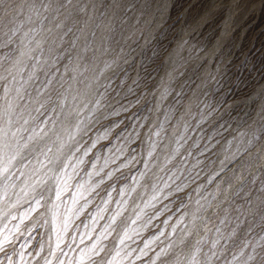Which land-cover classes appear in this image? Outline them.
Segmentation results:
<instances>
[{"label": "rangeland", "instance_id": "obj_1", "mask_svg": "<svg viewBox=\"0 0 264 264\" xmlns=\"http://www.w3.org/2000/svg\"><path fill=\"white\" fill-rule=\"evenodd\" d=\"M64 2L0 0V264H255L264 1Z\"/></svg>", "mask_w": 264, "mask_h": 264}, {"label": "snow or ice", "instance_id": "obj_2", "mask_svg": "<svg viewBox=\"0 0 264 264\" xmlns=\"http://www.w3.org/2000/svg\"><path fill=\"white\" fill-rule=\"evenodd\" d=\"M52 3H53V0H47V2H44V0H42L41 8L43 9V11H48L52 7ZM70 4H72V0H65V2L63 4L59 5V7H66L67 5H70ZM84 10L85 9L83 7H81L80 11H84ZM58 27H59V25H58ZM5 35H7V33H5ZM130 38L131 37H129V39ZM105 51H107V49H105ZM121 51H123V49H121ZM153 55H156V53H153ZM125 62H127V61H125ZM113 63H115V61H113ZM111 67H112L111 63L105 64L106 69H110ZM173 78H175V77H173ZM0 79L6 80L7 77H0ZM6 91H7V89H6ZM40 106L43 107V104H41ZM37 110H39V109H37ZM11 122H12L11 118H9L7 123L10 124ZM25 123H27V121H25ZM8 135H9V132L6 130V128L0 127V159H3L4 150L11 147V145L7 141ZM11 135L15 136L16 134L13 132V133H11ZM29 139H34V137H29ZM26 146L27 145H25V147ZM49 151H51V149H49ZM44 155H45V159H47V155L46 154H44ZM262 155H264V154H262ZM12 159H15V156H12L9 158V163L11 162ZM48 163L51 164V163H53V161L48 160ZM41 164L43 167H47V164H44L43 161L41 162ZM4 170L7 171L6 168ZM37 182L41 183L43 181L41 180V181H37ZM37 203H39V201H37ZM260 247L262 249H264V246H260ZM0 251H3V248H0ZM162 252L165 256L168 255L166 250H162ZM193 260H195V257H193ZM247 261L255 262V264H264V250L256 251V249L253 248L252 253H250L247 257Z\"/></svg>", "mask_w": 264, "mask_h": 264}, {"label": "bare ground", "instance_id": "obj_3", "mask_svg": "<svg viewBox=\"0 0 264 264\" xmlns=\"http://www.w3.org/2000/svg\"><path fill=\"white\" fill-rule=\"evenodd\" d=\"M197 1H198V0H197ZM263 1H264V0H263ZM184 2L186 3V1H184ZM224 2H225V1H224ZM185 3H184V4H185ZM194 3H195V2H194ZM239 3H240V2H239ZM177 4H178V3H177ZM184 4H183V5H184ZM197 4H198V3H197ZM180 5H181V4H180ZM194 5H195V4H194ZM247 5H248V4H247ZM257 6H258V5H257ZM108 7H109V6H108ZM182 7H183V6H182ZM186 7H187V6H186ZM262 7H263V6H262ZM158 9H159V8H158ZM181 9H183V8H181ZM164 10H165V9H164ZM179 10H180V9H179ZM109 11H110V10H109ZM130 11H131V10H130ZM167 11H168V10H167ZM179 12H180V11H179ZM175 13H176V12H175ZM180 15H182V14H180ZM227 15H228V14H227ZM250 15H251V14H250ZM252 15H253V14H252ZM175 16H177V15H175ZM184 16H185V15H184ZM220 16H221V15H220ZM222 16H223V15H222ZM257 16H258V15H257ZM257 16H256L255 18H257ZM246 17H247V16H246ZM249 17H250V16H249ZM249 17H248V18H249ZM251 17H252V16H251ZM172 18H173V17H172ZM172 18H171V19H172ZM221 18H222V17H221ZM253 18H254V17H253ZM215 19H216V18H215ZM236 19H237V18H236ZM186 20H187V19H186ZM219 20H220V19H219ZM260 20H261V19H260ZM192 21H194V20H192ZM190 22H191V21H190ZM247 22H248V21H247ZM251 22H252V20H251ZM261 22H262V21H261ZM223 23H224V22H223ZM243 23H244V21H243ZM164 24H165V23H164ZM210 24H211V23H210ZM262 24H263V23H262ZM262 24H261V25H262ZM242 25H243V24H242ZM254 25H255V23H254ZM254 25H253V26H254ZM261 25H260V26H261ZM179 26H180V25H179ZM206 26H207V25H206ZM237 26H238V25H237ZM250 26H251V25H250ZM210 27H211V26H210ZM244 27H245V26H244ZM248 27H249V26H248ZM172 28H173V27H172ZM230 28H231V27H230ZM263 28H264V27H263ZM234 29H235V28H234ZM247 29H248V28H247ZM256 29H257V28H256ZM251 30H252V29H251ZM258 30H259V28H258ZM199 31H200V30H199ZM202 31H203V29H202ZM209 31H210V30H209ZM209 31H208V32H209ZM263 31H264V30H263ZM250 32H251V31H250ZM193 33H194V32H193ZM196 33H197V32H196ZM201 33H202V32H201ZM237 33H238V32H237ZM253 33H255V32H253ZM260 33H261V31H260ZM262 33H263V32H262ZM208 34H209V33H208ZM241 34H242V33H241ZM205 35H206V34H204V36H205ZM193 36H194V35H193ZM197 36H198V35H197ZM201 36H202V35H200L199 37H201ZM204 36H203V37H204ZM208 36H210V35H208ZM263 36H264V35H263ZM166 37H167V36H166ZM199 37H198V38H199ZM203 37H202V39H203ZM171 38H172V37H171ZM205 38H206V37H205ZM208 38H209V37H208ZM208 38H207V40H208ZM235 38H236V37H235ZM260 38H261V37H260ZM262 38H263V37H262ZM196 39H197V37H196ZM196 39H195V40H196ZM212 39H213V38H212ZM166 40H167V39H166ZM237 40H238V39H237ZM241 40H242V39H241ZM168 41H169V39H168ZM198 41H199V40H198ZM261 42H262V41H261ZM204 43H205V42H204ZM256 43H257V42H256ZM256 43H255V44H256ZM259 43H260V42H258L257 45H259ZM234 45H235V44H234ZM235 46H236V45H235ZM238 46H239V45H238ZM262 46H263V44H262ZM166 47H167V45H166ZM256 47H257V46H256ZM256 47H255V48H256ZM222 48H223V47H222ZM247 48H248V47H247ZM257 49H259V48H257ZM244 50H245V49H244ZM254 50H256V49H254ZM232 51H233V49H232ZM242 51H243V50H242ZM246 51H247V50H246ZM256 51H257V50H256ZM234 52H235V49H234ZM252 52H253V51H252ZM252 52H251V53H252ZM243 53H244V52H243ZM251 53H250V54H251ZM260 53H261V51H260ZM234 54H235V53H234ZM237 54H238V53H237ZM247 54H248V53H247ZM252 54H253V53H252ZM238 55H239V54H238ZM248 55H249V54H248ZM256 55H257V54H256ZM260 55H261V54H260ZM230 56H231V55H230ZM246 56H247V55H246ZM250 56H251V55H250ZM206 57H207V56H206ZM227 57H228V56H227ZM240 57H241V53H240ZM261 57H262V56H261ZM229 58H230V57H229ZM232 58H233V57H232ZM236 58H237V57H236ZM247 58H248V57H247ZM253 58H254V57H253ZM255 58H256V57H255ZM255 58H254V59H255ZM239 59H240V58H239ZM241 59H242V58H241ZM205 60H206V59H205ZM236 60H237V59H236ZM258 60H259V59H258ZM228 61H229V60H228ZM234 61H235V60H234ZM251 61H252V60H251ZM260 61H261V60H260ZM205 62H206V61H205ZM235 62H236V61H235ZM206 63H207V62H206ZM232 63H233V62H232ZM249 63H250V62H249ZM253 63H254V61H253ZM245 64H247V63H245ZM261 64H262V63H261ZM153 65H155V64H153ZM229 65H230V64H229ZM249 67H250V66H249ZM251 67H252V66H251ZM258 67H259V66H258ZM245 68H246V67H245ZM241 69H242V68H241ZM262 69H263V68H262ZM258 70H259V69H258ZM238 71H239V70H238ZM253 71H254V69H253ZM256 71H257V70H256ZM121 72H122V71H121ZM251 74H254V73H251ZM258 75H259V74H258ZM126 76H127V75H126ZM126 76H125V77H126ZM251 76H252V75H251ZM222 78H223V77H222ZM240 79H241V78H240ZM245 79H246V77H245ZM144 81H145V80H144ZM221 81H222V80H221ZM239 81H240V80H239ZM244 81H245V80H244ZM251 81H252V80H251ZM254 81H255V80H254ZM237 82H238V81H237ZM221 83H222V82H221ZM222 84H223V83H222ZM229 84H230V82H229ZM242 84H243V83H242ZM142 85H143V84H142ZM218 85H219V84H218ZM227 85H228V84H227ZM248 85H249V84H248ZM248 85H247V86H248ZM230 87H231V86H230ZM241 87H242V86H241ZM224 88H225V86H224ZM235 88H236V87H235ZM232 91H233V90H232ZM224 92H225V91H224ZM226 93H227V92H226ZM132 94H133V93H130L129 95L125 96V98L123 99V101H124L125 103H129V104L132 103L133 98L130 99V97L132 96ZM226 96H227V95H226ZM229 97H230V96H229ZM129 99H130V100H129ZM203 100H204V99H203ZM212 100H213V99H212ZM123 101H122V102H123ZM228 102H229V101H228ZM137 104H138V103H137ZM207 104H208V103H207ZM222 106H223V105H222ZM198 108H199V107H198ZM231 111H232V110H231ZM231 111H230V112H231ZM208 112H209V111H208ZM228 112H229V111H228ZM142 113H143V112H142ZM142 116H143V115H142ZM108 120H109V119H108ZM208 120H209V119H208ZM218 127H219V126H218ZM214 129H215V128H214ZM195 130H196V129H195ZM107 137H108V136H107ZM107 137H106V138H107ZM88 140H89V139H88ZM109 145H110V144H109ZM201 156H202V155H201ZM159 173H160V172H159ZM102 178H103V177H102ZM184 185H185V184H184ZM125 191H126V190H125ZM154 209H155V208H154ZM147 210H148V209H147ZM170 221H171V220H170ZM99 232H100V231H99ZM99 232H98V233H99ZM134 236H135V235H134ZM139 240H140V239H139ZM140 241H142V240H140ZM143 250H144V249H143ZM143 252H144V251H143ZM140 255H141V254H140ZM144 258H145V257H144ZM133 260H134V259H133ZM133 263H134V262H133Z\"/></svg>", "mask_w": 264, "mask_h": 264}]
</instances>
